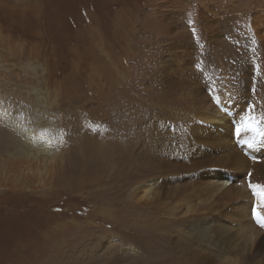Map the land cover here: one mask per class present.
I'll return each mask as SVG.
<instances>
[{"label":"rangeland","instance_id":"obj_1","mask_svg":"<svg viewBox=\"0 0 264 264\" xmlns=\"http://www.w3.org/2000/svg\"><path fill=\"white\" fill-rule=\"evenodd\" d=\"M209 2L214 49L251 56L248 23L264 0H0V264H170L165 243L193 251L211 239L205 161L180 137L196 127L156 95L179 41L213 65L197 17ZM27 130L51 136L53 155L42 186L13 189L1 177L19 166ZM135 169L158 174L149 199Z\"/></svg>","mask_w":264,"mask_h":264},{"label":"bare ground","instance_id":"obj_2","mask_svg":"<svg viewBox=\"0 0 264 264\" xmlns=\"http://www.w3.org/2000/svg\"><path fill=\"white\" fill-rule=\"evenodd\" d=\"M230 6L234 8L236 4ZM206 11L211 15L217 14L218 6L209 2L199 7L197 12L198 19L201 16V22L206 23V28L203 29L204 43L209 47L206 51L216 56L213 65L197 66V63L204 62L201 57L196 60L188 45L189 38L179 41L176 46L181 51L166 58L162 70L166 71L162 81L165 85L161 83L156 95L165 93L184 128L192 125L196 127L192 133L184 134L180 131V137L182 142H195L198 148L193 154L205 161V175L208 177L205 179L204 189H211L213 201L209 221L212 237L206 242H200L199 248L193 251L171 249L165 243V259L170 264H264V226H261L264 221V206L250 187L264 186V11L252 12L248 23L251 32L247 35L250 38L247 45L251 56L244 55L239 61L214 49L217 41L216 37L212 38L211 29L216 25L210 26L205 21ZM240 36L244 37L242 34ZM188 114L192 116L191 119ZM0 117L5 120L8 114L1 111ZM145 120L147 119L144 118L141 123ZM10 127L15 128L12 123ZM17 131L21 134L24 130ZM126 131L129 132L130 127ZM172 140L174 139L165 140L164 147L168 143L171 145ZM18 143L19 147L27 146L25 150H21L19 166L1 179H4L5 185H12L10 187L13 189L28 188L30 182L34 186H42L53 155L51 136L27 130ZM169 151L175 154L171 147ZM151 156L147 163L152 167L157 160ZM133 163L136 164V160ZM74 174L71 171V177ZM132 175L142 179L148 177L147 183L141 185L143 192H140L139 197L149 199L156 184L151 179L158 174L149 177V174L141 175L135 169ZM71 177L70 184L66 177L69 185ZM64 181L65 179L62 182L65 183ZM255 200L257 205L255 204L253 213L256 217L253 219H256L252 220L251 207ZM160 238L175 240L169 235L167 238Z\"/></svg>","mask_w":264,"mask_h":264},{"label":"snow or ice","instance_id":"obj_3","mask_svg":"<svg viewBox=\"0 0 264 264\" xmlns=\"http://www.w3.org/2000/svg\"><path fill=\"white\" fill-rule=\"evenodd\" d=\"M253 193L259 198L261 205L264 206V186L250 185ZM261 226H264V221L261 222Z\"/></svg>","mask_w":264,"mask_h":264}]
</instances>
